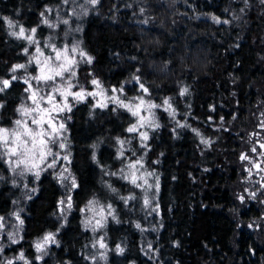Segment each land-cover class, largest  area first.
I'll use <instances>...</instances> for the list:
<instances>
[{
  "label": "trees",
  "instance_id": "16d2710c",
  "mask_svg": "<svg viewBox=\"0 0 264 264\" xmlns=\"http://www.w3.org/2000/svg\"><path fill=\"white\" fill-rule=\"evenodd\" d=\"M62 2L0 0V17L26 30L37 28L43 39L49 27L41 13ZM212 16L229 23L216 24ZM81 36L93 58L79 68L86 87L96 78L137 94L133 77L138 76L150 98L159 103L170 99L178 119L190 127H176L161 110L160 127L151 131L145 148L136 134L126 131L135 120L129 112L95 108L92 101L75 105L69 122L71 170L78 185L73 210L63 224L58 216L63 190L51 171L44 173L36 193L23 203L22 239L7 252L23 251L34 259L35 240L56 232L58 244L32 264H92L94 235L83 228L81 209L97 198L112 203L117 212L118 220L107 226V242L111 249L119 245L124 250H112L110 264H264V190L256 200L239 199L247 174L246 162L239 157L252 154L264 110V4L100 0L85 17ZM25 47V40L9 35L0 20V77L7 78L12 65L26 60ZM183 87L188 92L180 96ZM24 94L19 80L0 93V127L13 124ZM192 128L210 145L202 144ZM118 140L126 141L123 160L118 158ZM141 157L161 181V217L155 223L161 228L152 237L155 260L144 253L143 235L136 227L147 220L140 191L115 173L129 158ZM0 174L2 217L12 211L19 191L3 159ZM132 195L135 200L121 199Z\"/></svg>",
  "mask_w": 264,
  "mask_h": 264
},
{
  "label": "snow or ice",
  "instance_id": "6c2138e0",
  "mask_svg": "<svg viewBox=\"0 0 264 264\" xmlns=\"http://www.w3.org/2000/svg\"><path fill=\"white\" fill-rule=\"evenodd\" d=\"M68 2L69 0H63L65 4ZM98 2L99 0H84V4H90L92 6H95ZM260 2L264 4V0H260ZM245 4H247V0H245ZM81 8H83V4ZM52 11L51 8L45 9L46 13H51ZM141 11H143V9H141ZM241 11H244V9L242 8ZM45 12L41 13V17H44L42 23L49 28L55 29L58 24L47 19ZM83 14H87V9H84ZM211 19L216 24L229 23L228 20L221 21L220 18L216 16H212ZM0 20H3L11 30L9 35L17 39L26 40L28 44L35 46V55H32L27 47L23 49L24 54L30 57L27 64L16 63L10 68L11 75H8L7 78L0 77V93H3L12 86L13 82L21 79V77L16 75L17 72L21 70L26 71L29 64H34L36 66L35 75H28L23 78V83L26 85L25 92L28 93L27 98L31 101V106L25 107L21 105L20 108L17 109L21 118L14 121L15 126L12 129L0 127V159H3L8 164V167L14 174L23 176L26 173H30L38 178L40 172L46 168H55L57 163L61 160L69 161L70 153L61 156V151L67 148L66 143L62 142L65 138L64 133L67 131L63 121L67 119V117L61 118V114L71 111L72 105L69 102V98H71L72 101L82 102L88 97H100V99H96L95 107L106 108L109 103H112L126 109L133 117L137 118L136 122L128 127L126 131L136 134L141 142H145L149 139L148 132L142 129L148 128L155 130L160 127V124L156 120L154 109L163 106L164 111L168 112L169 116L175 120L177 113L172 107L170 99H164L162 105L145 100L144 95L149 94V89L145 87L138 76H134L133 79L136 80L140 91L144 94L139 97L129 99L125 96L124 99H121V96L124 95V88L122 85L119 88H112L110 90L112 95L109 96L107 90L104 89L101 82L97 79H92L90 82L91 85L94 86V90L87 91L83 85H79L78 82L75 81L77 76L76 68L80 62L77 60L76 56L78 55L81 60L86 61L88 64L92 63L93 58L80 48L79 43H74L71 47L67 44L62 47H57L55 43L47 42L44 48L50 49L51 51L48 55H45V51L40 47L39 41L35 39L37 28L33 27L30 30H26L22 24L14 22L8 17H0ZM62 23L68 25L69 20L64 19ZM145 23H147V21H145ZM74 88L78 90L73 91ZM45 89L47 90L45 91ZM187 92L188 88L183 87L180 89L179 94L180 96H184ZM126 100L127 102H125ZM0 107H3V105L0 104ZM214 110L215 109H213V111ZM142 112H146L147 115H142ZM221 120H223V117H221ZM176 124L179 128L190 127V125L180 123L179 121H176ZM261 127L264 128V121L261 122ZM192 131L195 135L200 137V142L202 144L210 145L211 142L205 139L197 129L192 128ZM130 142L131 141H127V143ZM118 143L120 145L118 158L123 160L125 157L124 145L126 141L118 140ZM141 147L146 148L147 144L141 143ZM259 148L264 150V143H260ZM54 149H59L60 151H54ZM250 151L251 153H257V148L252 147ZM134 155L135 153H133V156ZM259 156L264 157V151H261ZM93 159H95V156H93ZM239 159L251 165L250 168L246 169L249 178L252 176L253 168L258 172H264V166H262L264 165V159L257 162L251 159L247 154H241ZM125 168L127 172H125V169H121V178L127 180L135 188L142 189L144 193L143 204L146 208L150 207L151 199L148 193L153 188H155L156 192L159 191V177L156 176L154 171L145 170L142 157L138 159L129 158V162L125 165ZM65 173H67V175ZM113 175H115V173H113ZM150 177L155 178L154 183L149 182ZM0 179H2V177H0ZM59 179L61 182H68V187L71 189L78 187L75 177L71 175L67 167L59 173ZM261 179H264V176H262ZM25 187L27 186L25 185ZM261 187H264V185H261ZM111 190L113 192L117 191L115 188ZM250 195L255 197V192L250 193ZM121 199L127 203L128 200H135L136 196L121 197ZM239 199L243 202L244 196H240ZM60 204L65 206V208L61 209L62 212L70 210L72 208L71 196H68L66 201L61 200ZM97 204L98 201L96 200L89 201L87 210L95 212ZM105 211H107L108 216H112V218L115 219L112 205L108 204L106 209L104 206L99 207L98 215L100 219H97L94 225H92L91 220H88L86 226L92 225V230L94 232L98 228H103L104 225L102 221L106 219ZM152 211H158V205L152 208ZM14 215L19 225H23L24 221L20 218L19 213H14ZM5 227V218L0 217V232H3ZM136 227L140 229L141 225L137 223ZM141 230L145 231V229ZM7 238L12 244L19 243L17 233L8 232ZM56 243L55 233L49 232L46 233L42 239L36 241L35 250L37 253L47 254L48 246ZM97 245L100 249L107 248L103 237H100V239L93 244V247ZM148 248L149 250L152 248L150 242L148 243ZM3 251L4 248L0 245V254H2ZM117 251L123 252V248L117 245ZM103 255L104 254L101 253L102 258ZM36 259H43V255H38ZM93 259H95V257H93ZM16 260L24 261V264H29L23 252H20L19 255L14 258L7 259L3 264H15Z\"/></svg>",
  "mask_w": 264,
  "mask_h": 264
},
{
  "label": "rangeland",
  "instance_id": "374dc122",
  "mask_svg": "<svg viewBox=\"0 0 264 264\" xmlns=\"http://www.w3.org/2000/svg\"><path fill=\"white\" fill-rule=\"evenodd\" d=\"M99 2H100V0H99ZM99 2L95 6H92L90 4H84V0H69V2L67 4H65V3L62 2L59 6L52 7L51 9L53 11L51 13H46L45 12V16H46L47 19H49L53 23H57L58 24V26L55 29L49 28V34L45 38H43V39L39 38L37 36V32H36L35 39L37 41H39L40 47L42 48V50L45 51V55H48L50 53V51H51L50 49H45L44 48V45L47 42L55 43L57 45V47H62L65 44H67V45H69V47H71L72 44L79 43L80 48L83 49V51H85L87 53V55H89L88 52L86 51L84 45H83L81 34H82V31H83V27H84V19H85V17L87 15H89L92 11H94V9L97 7V5L99 4ZM82 4H83V8H81V5ZM84 9H87V14L86 15L83 14ZM43 19H44V17H43ZM64 19H68L69 20V24L68 25H65V24L62 23V21ZM10 31L11 30L9 29V32ZM25 45L29 49V52L32 55H35V46L28 44V42L26 40H25ZM29 58H30L29 56H26V60L23 61V62H20V63L27 64ZM76 58L80 62L78 64L77 68H76L77 76L75 78V81L78 82L79 85H83V87L87 91H93L94 90V86L91 85V83H90V87H86V85L80 80V77H79V68H80V66L83 65L84 63H87V62L84 61V60H81L78 55L76 56ZM35 74H36V66L34 64H29L26 71L25 70H21V71H19V72L16 73L17 76L21 77V79H19V81H21L22 83H23V78L24 77H26L28 75H35ZM10 75H11V73H10ZM92 79H96V78H92ZM91 80H90V82H91ZM97 80H99V79H97ZM101 85L104 87L105 90H107V94L109 96L112 95V93L110 91L112 88H119V87H115V86H112V87L105 86L102 82H101ZM38 87H40V86H38ZM25 88H26V85L24 84V91H25ZM123 88H124V86H123ZM46 90L47 89H45V91ZM76 90H78V89H76V88L73 89V91H76ZM138 91L139 92L137 94H131L130 95V94L127 93V91L124 88V95L121 96V99H124L125 96L127 98L131 99L133 97H139L141 95H144L140 91L139 85H138ZM27 97H28V93L25 92L23 101L20 104V106L21 105H24L25 107H30L31 106V101ZM144 98H145L146 101H151V102L156 103L158 105H162V103L156 102L155 100H153L152 98H150L149 97V94L144 95ZM96 99H100V97H97V98L88 97L85 101H82V102L72 101L71 98H69V102L72 105L71 111H72V109L74 108L75 105H77L79 103L87 102V101H92L93 107H95ZM125 102H127V100ZM20 106H19V108H20ZM109 106L110 107H113L116 110L121 109V110L127 111L126 109L121 108V107H118V106H116V105H114L112 103H109L108 104V107ZM172 107L174 108L173 105H172ZM95 108H97V107H95ZM161 110H164V107L163 106H161L160 108H157V109H154L153 110L155 112V114H156V120H157V122L159 124H160V119H159L160 118V115H159V112ZM71 111H67V112H64V113L61 114V118L67 117V119H65L63 121L65 123V125H66L67 131L64 133V137L65 138L62 141L64 143H66L67 148H66V150L61 151V156L70 153V155H69V161H70V163H69V161H63V160H61V161H59L57 163V165H56L55 168H46L45 170L41 171L39 177L37 178L36 176H34V175L30 174V173H26L23 176H20L18 174H14L10 170V168L8 167V164L4 161L5 164H6V166H7L8 171H9V177L11 178V184L15 188H17V191H19V193H18V198L16 199V201L14 203L15 205H14L12 211L8 215H6V216H2V217L5 218L6 227L3 230V232H0V245H2L3 248H4L3 253L0 254V264H3V262L6 261L7 259H11V258H14V257L18 256L20 252H23V251H19L18 253L7 252L8 249H10L13 245H15V244H12L11 241L8 240L7 233L8 232L17 233V239H19V242L21 241L24 223H23V225H19V223H18V221H17L16 216L14 215V213H17L18 212L19 215H20V218L24 221V219H23L24 204L23 203L24 202L26 203L27 200L29 198H31L36 193V191H37L36 182H37V180L44 173L51 171L53 173V175L57 178V180H58V182H59V184H60V186H61V188L63 190V196H62L61 200H65L66 201L67 198H68V196H71V198H72V208L70 210H65V211L62 212L61 209L62 208H65V206L59 204L58 216L61 219V221H62L63 224H65V222H66V220H67L70 212L73 210V207L74 206H73V195L72 194H73V190L74 189H71L70 187H68V182H61V180L59 179V173L61 171H63L65 167H67L68 170H69V172L71 173V175L73 177H75V175L73 174V172L71 170L72 152H71V148H70L71 147V142H70V132H69V122L71 121ZM141 114L142 115H147L146 112H142ZM167 114H168V112H167ZM20 118H21V116H20V114L18 112V117L16 119H20ZM134 119L135 120H134L133 123L136 122V119L137 118L134 117ZM172 120L175 123V126L176 127H177L176 121H179L180 123H183V122H181L178 119L177 115H176L175 120L174 119H172ZM262 121H264V110L262 111ZM14 126L15 125H14V122H13V124H11L10 126H3L2 128L12 129ZM260 128H261L260 131L257 132L256 135H255L256 144H255L254 147L257 148V153H252L251 155H249L251 159H253L254 161H257V162H259V160H261V159H264V157H260L259 156V153L261 151H264V150H262V149L259 148V144L260 143H264V128H262L261 125H260ZM142 130L147 131L148 132V135L150 137V134H151L152 129L145 128V129H142ZM147 141L142 142V143H145L146 144ZM125 146L126 145H124V149H125ZM54 151H60V150L59 149H54ZM143 162H144V160H143ZM125 165L123 167H121L120 169H118L115 172L119 177L122 176L121 169H125V172H127V169L125 168ZM262 166H264V165H262ZM144 167H145V170L152 171V170H149L146 167L145 162H144ZM250 167H251V165H249L246 162L245 169L250 168ZM65 174L67 175V173H65ZM155 174H156V176L159 177V185L161 186L160 176L156 172H155ZM262 176H264V172H258L254 168L252 169V176H251V178H249V175H248V172H247V174L245 175V180H244L246 189H245L244 193H242L240 195V196H244V200H246V199L256 200V199L262 197V196H260V195H263V190H264V187H261V185H264V179H261ZM0 177H1V174H0ZM75 179H76V177H75ZM123 180H125V179H123ZM154 181H155V178L154 177H150L149 178V182L150 183H154ZM76 183H77V180H76ZM25 185L27 187H25ZM136 189L138 191H140V195L142 197V203H143L144 193H143L142 189H138V188H136ZM252 192H255V197H252L250 195V193H252ZM159 193H160V187H159V191L158 192H156L155 191V188H153L148 193L149 198L151 199V205H150V207H147L146 208L144 206V204H143L142 214L146 217L147 220L145 222V225H141V228H140V230L141 229H145V231H142L141 230L142 235H143V242H142L143 251H144V253L146 254L147 257H149V258H151L153 260H155L156 257H157V250L154 247V240L152 239V237H153V235H155L156 233H158L159 230H160V228H161L160 225L155 224L156 221H158V219L161 217V214H160V206H159ZM153 196H154V198H153ZM92 200L98 201V204L96 205V211L95 212L92 211V210H87V205H88L89 202L87 204H85L82 207V209H81V212H82V226H83L84 229L91 231L93 233V235H94V238L91 241L92 254L89 256V260H90V262L92 264H110L109 263V254H110V252L112 250H114L116 253H121V252L117 251V247L115 249H111L109 247V245H108V242H107V226H108V224L110 222H113V221H117L118 220L117 219V212L115 210V207L110 202H104V201L99 200L97 198H93L90 201H92ZM108 204H111L112 205L113 215L115 216V219H113L112 216H108L107 215V211H105V217H106V219H104L102 221L104 227L103 228H98L94 232L92 230V225L95 224V221L97 219H100V216L98 215V209H99L100 206H104L105 209H106V206ZM157 205H158V211H152V208H155ZM149 213H151V214H149ZM88 220H91L92 221V225H87L86 226V222ZM52 233H55V238H56V241H57L56 244H58L57 233L56 232H52ZM42 237H40L37 240H35V242H34V248H35L36 241L42 239ZM100 237H103L104 238V243L107 245V248L106 249H100L98 245L96 247H93V244L97 240H99ZM149 242L152 245L151 250H149V248H148V243ZM56 244H50L48 246V248H47V254L49 252L50 247H52L53 245H56ZM120 248H123V247L120 246ZM101 253L104 254L103 255V258L101 257ZM47 254H42V253H37L36 252V256H35L34 259L28 258L26 256H25V258H26V260L29 261V264H32L33 261H41V260H43ZM38 255H43V259L37 260L36 257ZM93 257H95V259H93ZM15 264H24V261L16 260L15 261Z\"/></svg>",
  "mask_w": 264,
  "mask_h": 264
}]
</instances>
